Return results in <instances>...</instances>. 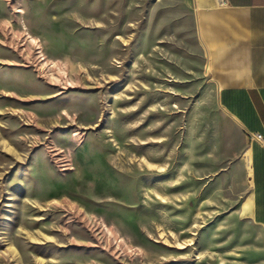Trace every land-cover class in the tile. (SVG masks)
<instances>
[{
  "label": "rangeland",
  "instance_id": "obj_1",
  "mask_svg": "<svg viewBox=\"0 0 264 264\" xmlns=\"http://www.w3.org/2000/svg\"><path fill=\"white\" fill-rule=\"evenodd\" d=\"M201 29L185 0H0V264H264Z\"/></svg>",
  "mask_w": 264,
  "mask_h": 264
},
{
  "label": "crops",
  "instance_id": "obj_2",
  "mask_svg": "<svg viewBox=\"0 0 264 264\" xmlns=\"http://www.w3.org/2000/svg\"><path fill=\"white\" fill-rule=\"evenodd\" d=\"M185 1L203 29L220 106L246 134L264 136V0ZM248 142L250 215L264 248V146Z\"/></svg>",
  "mask_w": 264,
  "mask_h": 264
},
{
  "label": "built area",
  "instance_id": "obj_3",
  "mask_svg": "<svg viewBox=\"0 0 264 264\" xmlns=\"http://www.w3.org/2000/svg\"><path fill=\"white\" fill-rule=\"evenodd\" d=\"M247 136L251 141H256V142L260 143L262 146H264V136L262 133H260V132H249L247 134Z\"/></svg>",
  "mask_w": 264,
  "mask_h": 264
}]
</instances>
